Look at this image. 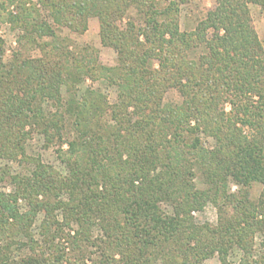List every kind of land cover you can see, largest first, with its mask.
Listing matches in <instances>:
<instances>
[{
    "label": "trees",
    "instance_id": "1",
    "mask_svg": "<svg viewBox=\"0 0 264 264\" xmlns=\"http://www.w3.org/2000/svg\"><path fill=\"white\" fill-rule=\"evenodd\" d=\"M185 2L0 0L3 21L22 32L20 48L38 45L45 57L16 53L6 64L0 37V161L35 167L22 177L0 169V181L16 187L0 194V240H9L0 264H199L216 255L232 264L235 249L242 252L237 264H264V42L249 10L251 3L264 10V0H216L192 31L181 29ZM131 11L141 24L128 19L121 29ZM92 17L102 44L118 55L115 67L87 49L71 51L49 21L84 35ZM44 37L51 42L41 45ZM88 79L115 86L117 102L92 88L79 96ZM171 88L181 105L164 103ZM45 103L56 111L48 113ZM35 134L59 144L67 176L27 156ZM254 185L262 187L257 199ZM208 204L217 225L195 224L192 213ZM41 212L43 247L31 233ZM12 245L30 254L11 261Z\"/></svg>",
    "mask_w": 264,
    "mask_h": 264
},
{
    "label": "rangeland",
    "instance_id": "2",
    "mask_svg": "<svg viewBox=\"0 0 264 264\" xmlns=\"http://www.w3.org/2000/svg\"><path fill=\"white\" fill-rule=\"evenodd\" d=\"M37 1V0H35ZM179 1V0H177ZM216 6V0H187L185 3L180 4V24L182 30H195L198 24L202 21L203 17L211 10H213ZM41 12V16L47 15V10L44 8L39 9ZM249 10L251 14V18L253 21V25L255 31L261 41L264 42V10L258 4L251 3L249 4ZM128 19L134 21L137 25H140L139 18L137 17L136 12L131 11L129 18L125 19L123 22L119 23V27L121 29L126 28V23ZM51 25L55 28V31L60 39L65 38L68 41L70 40L71 43V51L74 53H80L87 51H91V56L98 57L99 64L104 65L106 67H115L117 65V53L111 48L105 47L102 44L100 30L101 24L98 18L92 17L89 19L88 23V30L84 35H78L72 33L68 27H58L53 23V20L49 19ZM21 30H13L12 27L3 21L2 15H0V37L5 42V57L4 62L6 64H10L13 59L15 58L16 53L21 54V58H45L41 47L38 45L33 46H26L24 49H21L18 43V39L21 36ZM41 45H45L46 43L51 42V38L44 37L39 39ZM50 49V46L48 47ZM85 50V51H84ZM94 89L102 92L108 99L109 103L114 104L117 102L118 99V90L115 86L111 85L106 80H101L94 82L88 79L79 87V96L83 95L87 89ZM62 95L64 98L68 97L66 87L62 88ZM182 97L181 94L177 89L171 88L167 91L164 97V103L168 106H179L182 104ZM44 108L49 113H54L56 111L55 107H51L50 104L45 103ZM66 139H70V134H65ZM201 141L206 148L214 147L215 141L211 138H207L204 135H200ZM26 153L29 158L40 160V162L44 165L50 166L56 171L58 174L62 176L68 175V168L62 162L59 155V144L54 143L52 145H48L45 141V137L42 134H35L32 139H29L25 145ZM64 150L68 149V146L65 145L63 147ZM10 169L12 176L20 175L21 177L24 175H30L34 170L33 164H21L20 162L14 161H0V169L7 170ZM195 183L200 190H204L207 185L203 178V175L200 172H196V179ZM230 189L232 193H237L238 187L231 183ZM262 187L260 185H254L252 188V198L257 199L260 195ZM16 187L11 182H1L0 181V194L6 193L11 194L15 193ZM63 199H67V197H63ZM19 208L22 212L28 209L27 203L24 200L19 201ZM166 212L170 213L171 209L167 206H164ZM59 219L62 221L63 217L60 212H58ZM194 223L197 225H211L216 226L218 223V213L217 209L212 205L208 204L202 211L193 212L192 213ZM46 219V213L41 212L37 216L32 229L31 233L33 234L35 240H37L43 247L42 243V226ZM94 236L97 238H102V233L98 228L94 231ZM10 237V236H9ZM17 239V238H16ZM15 239V240H16ZM261 236H256V249L258 256L261 255L263 252L260 248L261 243ZM14 242V240L12 239ZM16 241L26 242L24 237H18ZM59 241V240H58ZM57 241V242H58ZM64 242L63 240L61 243ZM9 240H0V251H4L7 247ZM66 248L68 249V253H72L69 245L64 243ZM39 251V250H38ZM30 254L28 248L19 249L17 245H12V248L9 250V257L12 260H18ZM242 257V252L239 249H235L232 251L229 261L232 264H237ZM88 264L91 261L87 262ZM199 264H221L219 257L216 255L213 258L208 260L202 261Z\"/></svg>",
    "mask_w": 264,
    "mask_h": 264
}]
</instances>
